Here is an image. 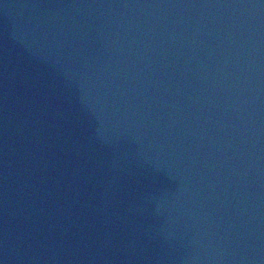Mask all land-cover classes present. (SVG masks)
<instances>
[{
	"label": "water",
	"instance_id": "water-1",
	"mask_svg": "<svg viewBox=\"0 0 264 264\" xmlns=\"http://www.w3.org/2000/svg\"><path fill=\"white\" fill-rule=\"evenodd\" d=\"M0 264H264V0H0Z\"/></svg>",
	"mask_w": 264,
	"mask_h": 264
}]
</instances>
